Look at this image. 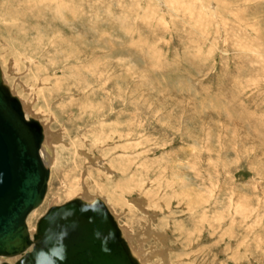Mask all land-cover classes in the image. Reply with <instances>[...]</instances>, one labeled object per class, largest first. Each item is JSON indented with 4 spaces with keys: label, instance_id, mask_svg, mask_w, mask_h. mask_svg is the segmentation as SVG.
<instances>
[{
    "label": "rangeland",
    "instance_id": "1",
    "mask_svg": "<svg viewBox=\"0 0 264 264\" xmlns=\"http://www.w3.org/2000/svg\"><path fill=\"white\" fill-rule=\"evenodd\" d=\"M41 1L0 0V62L4 67L5 82L23 104L31 107L30 113L38 122L49 124L40 117L41 113L47 112L46 108H51L57 117L43 114L47 120L52 117L49 129L56 140L53 146L59 150L60 164L55 168L54 163L48 165L51 171L49 190L42 205L32 214L35 220L28 221L31 231L36 230L33 228L49 208L70 201L71 192L79 181L83 180L85 184H80L82 191L75 194L76 197L86 194V187L90 194L98 197H102L94 192L98 187L114 188L112 181L117 179L103 176L104 172L100 166H94L93 160H104L110 167L108 163L115 160L112 158L117 157V153L105 155L102 148L94 147L91 151V148L83 147L89 160L80 153L81 149L76 153L71 147L81 129L77 125L70 126L69 119L71 115L75 118V112L91 102L105 105V114L110 119L106 123L116 127L119 122L121 125L138 123L137 139L142 142L138 150L143 154L140 162L155 163L153 177L149 176L151 182L154 179L156 184L162 179L169 184L172 181L187 183L189 189L211 202L210 207L218 205V214L228 213L237 222L233 237L226 235L221 239L216 235L211 238L210 233H205L201 234L199 243L198 238L191 240L192 243H184L176 224L183 221L187 225L191 213H187L185 204L170 201L171 192L161 189V196L167 198L168 194L169 203L158 201L160 206L153 229L157 227L155 230L167 235V243L156 241L153 236L139 245L144 237L141 222L151 224V220L140 211L120 213L112 207L121 228L125 225L134 235H139L136 239L138 247L151 264H156L155 261L163 264L161 255L165 253L169 258L164 264H264V38H260L264 36V0L250 3L243 0H203V3L188 0V6H173L165 0L169 5L168 12L157 0ZM210 1H215L217 9L209 5ZM16 23L17 28L11 27ZM250 25L256 27L254 32L247 29ZM36 37L48 43L53 39L63 41L60 37L73 39L74 49L85 56V61H90L95 54L108 56V77L125 76L130 69L134 74L126 76L123 83L112 80L106 92L95 83L90 90L78 88L68 70L73 68L75 61L69 64L55 61L50 69V55L57 51L56 44L40 48L44 43L36 41ZM255 44L262 55L245 52V47L254 51ZM84 63L75 65L83 67ZM76 72L79 74L78 70ZM48 80L50 87H44L41 83ZM119 83L121 98H117L115 92ZM57 86L61 92L51 96ZM66 89L72 94L63 95L68 93ZM67 113L70 117H66ZM119 114L123 119H117ZM161 172L165 174H160L162 177ZM144 182L142 184L149 192L158 190L147 180ZM140 194L137 192L132 196L136 199ZM208 214L214 216L211 212ZM170 216L174 217L172 221ZM243 243L246 247L241 249L247 257L239 254L236 259L234 251Z\"/></svg>",
    "mask_w": 264,
    "mask_h": 264
},
{
    "label": "bare ground",
    "instance_id": "2",
    "mask_svg": "<svg viewBox=\"0 0 264 264\" xmlns=\"http://www.w3.org/2000/svg\"><path fill=\"white\" fill-rule=\"evenodd\" d=\"M25 1V0H24ZM31 1V0H30ZM44 1V0H42ZM41 1V2H42ZM146 1V0H145ZM158 3L165 8V11L168 12L167 10V2H165V0H157ZM171 5L173 6H188V4L190 5L189 1L188 0H169ZM243 1H246L247 3H250L252 2L253 0H243ZM260 1V0H259ZM46 2V1H45ZM44 2V3H45ZM53 2V1H52ZM81 2V1H80ZM120 2V1H119ZM186 2V3H185ZM193 2V1H192ZM199 2L203 3V0H199ZM223 2V1H222ZM221 2V3H222ZM255 2V1H254ZM21 3V2H20ZM33 2H31L32 4ZM43 3V2H42ZM48 3V2H46ZM219 3V2H218ZM219 3V4H221ZM23 4V3H22ZM27 4V3H26ZM30 4V5H31ZM57 4V3H56ZM63 4V3H62ZM61 4V5H62ZM70 4V3H69ZM19 5V4H18ZM28 5V4H27ZM42 5V4H41ZM209 5H212L213 9L215 10V8L217 9V7L215 6L216 3L215 1H210L209 2ZM32 6V5H31ZM38 6V5H37ZM53 6V5H52ZM83 6V5H82ZM121 6V5H120ZM203 6V5H202ZM39 8V7H38ZM44 8V7H43ZM42 8V9H43ZM137 8V7H136ZM177 8V7H176ZM33 9V8H32ZM40 9V8H39ZM45 9V8H44ZM172 9V8H171ZM170 9V10H171ZM178 9V8H177ZM259 9V8H258ZM261 9V8H260ZM34 10V9H33ZM71 10V9H70ZM74 10V9H72ZM140 10V9H139ZM221 10V9H219ZM246 10V9H245ZM28 11V10H27ZM41 11V9H40ZM138 11V10H137ZM185 11V10H184ZM218 11V10H217ZM232 11V10H231ZM72 12V11H71ZM133 12V11H132ZM222 12V11H221ZM229 12V11H228ZM63 13H65V11H63ZM74 13V12H73ZM172 13V12H170ZM175 13V12H173ZM242 13V12H241ZM10 14V13H9ZM12 14V12H11ZM14 14V13H13ZM139 14V13H138ZM221 14V13H220ZM259 15V13H258ZM71 16V15H70ZM174 16V15H173ZM221 16V15H220ZM257 16V15H256ZM32 17V16H31ZM235 17V16H234ZM18 18V17H17ZM79 18V17H78ZM240 18V17H239ZM81 19V18H80ZM192 19V18H191ZM238 19V18H237ZM242 19V18H241ZM164 20V19H163ZM219 20V19H218ZM240 20V19H239ZM263 20V19H262ZM130 21V20H129ZM229 21V20H228ZM16 22V21H15ZM144 23V22H143ZM12 24V23H11ZM13 24H14V21H13ZM22 24V23H21ZM60 24V23H59ZM259 24L261 25V21L259 22ZM63 25V24H62ZM146 25V24H145ZM264 25V24H263ZM18 24L16 23L15 25L11 26L13 28H17ZM224 26V25H222ZM241 26V25H240ZM253 26V25H252ZM250 25V27H248L247 29L248 30H256V27H252ZM259 26V25H258ZM35 28V26H34ZM242 28V27H241ZM261 29V28H260ZM148 30V29H147ZM224 30V29H223ZM263 29H261L262 31ZM125 31V30H124ZM253 31V32H254ZM258 31V30H257ZM260 31V33H261ZM130 32V31H129ZM224 32V31H223ZM239 32V31H238ZM245 32V31H244ZM22 33V32H21ZM165 33V32H164ZM225 33V32H224ZM259 34V36H261ZM10 34V33H9ZM131 34V33H130ZM17 35V34H16ZM15 35V36H16ZM132 35V34H131ZM129 35V36H131ZM263 35V34H262ZM110 36V35H108ZM133 36V35H132ZM258 36V37H259ZM240 37V36H239ZM62 39L60 40H63V41H59V42H56L54 41H50L49 43L46 42V40H44L42 38L41 40V37L40 38H37L36 37V41H40L44 43V46H40L41 47H44L43 49H45V47H47L48 45H55L56 44V48H57V51L50 55L51 58H50V61H49V68L51 69V67H54L55 65V61H58L61 62L63 61V63H71V61H75V63H72L74 66L73 68H69V72H70V76L71 78L74 80V83L78 84L77 87L78 88H81L83 89V87L85 89L89 88L90 86L97 84L98 87L100 88L101 91H104L106 92V89L108 90L109 86H110V82L112 80H114L115 82H122L125 81L126 79V76H130V74H134L133 70L130 69L127 74L125 76H123V74H114V76H112L113 78L111 77H108V73L110 72L109 69H110V66L108 65V60L107 57L108 56H102V55H96L91 57V60L90 61H85L84 57L85 56H81L80 54H78V49H74L73 45H74V40L71 39V40H68V39H65L63 37H60ZM260 38H264V36L260 37ZM259 39V38H258ZM261 40V39H259ZM258 40V41H259ZM8 41V40H7ZM14 41V39H13ZM241 41V40H240ZM263 41V40H262ZM10 42V40H9ZM27 42V41H26ZM145 42V41H144ZM13 43V42H11ZM70 43V44H69ZM240 43V42H239ZM1 44V43H0ZM27 44V43H26ZM247 44V43H246ZM31 45V44H29ZM250 46V44H248ZM262 45V44H261ZM33 47V45H31ZM38 46V45H37ZM36 46V47H37ZM108 46V45H107ZM254 46V44H253ZM11 47V46H9ZM30 47V46H29ZM30 47V48H32ZM263 47V46H262ZM8 48V47H7ZM9 49V48H8ZM246 49V50H245ZM245 52L246 53H258L259 52V55L263 54L260 53L261 50L259 51L258 47H257V44H255V47L252 48L254 51H251L249 50L248 47H245ZM251 49V47H250ZM264 49V47H263ZM8 51V50H6ZM12 51V50H11ZM263 51V50H262ZM14 52V51H13ZM33 52V51H32ZM11 53V52H10ZM34 53V52H33ZM40 54V53H39ZM18 55V54H17ZM38 56V55H37ZM264 56V55H263ZM39 57V56H38ZM43 59V58H42ZM48 59V58H47ZM264 61V60H263ZM4 62V60H3ZM6 62V61H5ZM4 62V64H5ZM85 62V63H84ZM123 62V61H122ZM7 63V62H6ZM81 63H84L83 64V67H78L77 65L75 64H81ZM45 64V63H44ZM85 64H87V66H84ZM264 64V63H263ZM70 66V65H69ZM260 66V65H259ZM4 68V67H3ZM2 66H1V62H0V69L2 71V77H3V82L4 84L7 86V83L5 82V78H4V72H3V69ZM14 69V68H13ZM35 70V69H34ZM79 72V74H77V71ZM37 71V70H36ZM39 71V70H38ZM37 71V72H38ZM74 72V74H72ZM60 80V79H59ZM47 82V84H45ZM46 82H40L41 84H44V87H50V84L48 83V81ZM56 83V81H55ZM59 83V82H57ZM126 83V82H125ZM124 83V84H125ZM60 84V83H59ZM58 84V85H59ZM121 83H119V85L116 87L115 89V92H116V97L117 98H121V95L119 94L121 91H122V87L120 86ZM116 85V84H115ZM52 86V85H51ZM60 86V85H59ZM57 86V89L52 91L51 92V96H53L55 93H59L61 92L60 91V87ZM80 86V87H79ZM135 87V86H134ZM98 88V89H99ZM136 88V87H135ZM67 90V89H66ZM65 92H68L69 90H67ZM90 90V88H89ZM118 92H117V91ZM71 91V90H70ZM87 91V90H86ZM93 91V90H92ZM127 92V90H126ZM13 97L17 98V96H15L13 94V92L11 91ZM16 94V93H15ZM72 94V91L71 92H68V93H64L63 95H70ZM77 94V93H76ZM82 94V93H81ZM132 94V93H131ZM92 95V94H91ZM101 95V94H100ZM129 95V94H128ZM53 98V97H52ZM104 98V97H102ZM126 98V97H125ZM20 102L22 100H20L19 98H17ZM74 99V98H73ZM88 99V98H87ZM134 99V98H133ZM133 101V100H132ZM88 102V101H87ZM99 102V101H98ZM26 103V102H25ZM21 105H22V108H23V111H24V114H25V117L27 120H36L37 117H33L32 114L30 113V109L31 107L28 106V104H23L21 102ZM50 105V104H49ZM80 105V103H79ZM149 105V104H148ZM99 106V108L97 107ZM111 106V104H110ZM50 107V106H49ZM111 108V107H110ZM105 105L104 104H98V105H95L94 103H91L89 102V104L87 106H85L84 108H81V110H77L75 112V118H72V115L71 114H68L66 117H70L69 119V122L68 124L71 126V125H77L79 127V129H81L80 132H78L76 135L78 138H75L73 139V144H72V148L76 149L74 150L76 153L78 152L79 149H81V154L84 155V157L86 158L88 156L89 160H90V156L89 155H86L87 151L85 150H82L83 147L85 148H91V151H93L92 149H94V147L96 148H102V151L105 152V155H111L112 153H117V157H113L112 159H115L113 161H109V166L107 165L106 161L104 160H101V162H99L98 158H95L93 161H95V164L94 166H100V169L104 172L102 173L103 176H109L110 178L109 179H117V181H112L113 185H114V188L113 190H106L108 189L107 185H106V189H104L103 187H98L96 191L94 192H97V193H100L102 197H98L96 194H90V192H88V189L87 187L84 189V193L86 194H83L82 197H76L75 194H77L79 191H82L80 186H83V185H80L82 184L83 180L79 181L78 183V186L74 187L75 189H73V193L71 192V194L73 195V197H71L70 201H73V200H81L82 202L84 203H87L89 205H94V204H97V203H103L106 208L109 210V212L111 213V215L114 217L115 219V222L121 232V236L123 237V239L125 240V242L127 243L131 253L133 254L134 258L139 262V264H142L140 263L143 262V263H146V264H151L148 259L146 258V256L143 255V253L141 252V249L138 247V244L139 245H142V242L143 240H150L151 238H153L154 236V240L156 241H160V242H165L164 243H167L166 239L168 238L167 235H162L163 233L161 232H158L159 230L155 228L153 229V224L154 226L155 225V221L153 222V220H155L158 216L157 214V209L160 205H158V201L160 200V202H163L164 204L168 205L167 203H169V198H168V194H166V197L165 198V195L163 197V195L161 196V189H165V191L168 193V192H171L173 194V196H169L171 197L170 201H175L177 202L178 204L180 205H184V208L185 210L187 211V213H191L190 214V220H189V223L186 225L184 224L183 221H180L178 224H176V229L180 232L179 236L180 238L182 239V241L184 243H192L190 242L191 240L193 239H197L198 238V243H199V239H200V236L201 234H205V233H210L211 234V238H213L214 236L218 235L221 239H223V237H226V235H229V237H231L233 235V229L234 227H236V224L237 222L233 221V219L231 218V216H229L228 214L226 216V214L224 216H222L221 214H218V210L216 211L218 205H212L210 207V204L211 202H208L206 200H203V196H199V194H197L198 192H194V189H189L188 188V184L187 183H184V182H179V183H176L174 181H172V183H165V180H162L160 179L159 182H156V184L153 182L150 181V178L149 176H152L153 177V170H155L154 166H155V163L151 162V161H148L145 160L143 163L140 162V157L143 156L142 153H140V150H138V148L140 149V146H141V141L137 139V131H138V128H137V124L135 123H122L121 125V122L117 123L118 126H114L112 124H109V123H106L107 120H110L109 117L105 114ZM133 109V108H132ZM47 112L45 111V113H41L42 116L40 115V117H43L45 119V121H47L49 124L52 122V117L50 120H47L46 119V116L44 117L43 114H51L53 115V117L55 119H57V117L52 113V110L51 108H46ZM110 110V109H109ZM149 110V109H148ZM159 110V109H157ZM138 111V110H136ZM140 111V110H139ZM111 112V111H110ZM38 114V113H37ZM86 114V116H84ZM108 114V112H107ZM156 114V113H155ZM36 115V114H35ZM83 115V116H82ZM156 117V116H155ZM122 116L119 114L117 116V119H121ZM39 119V118H38ZM123 119V118H122ZM71 120V121H70ZM113 120V119H112ZM37 121V120H36ZM41 121V120H40ZM40 123V125L42 126L43 128V132H44V141L42 143V146H41V149H40V156H41V159L43 161V164L45 166V168L47 170H49V180H48V190H49V183L51 181V171L50 169L48 168V165H52L53 163V168H55V166L57 167L58 164H60V161L58 162V158L59 157V150L57 149L56 150V147L55 145L53 146L54 142L56 143V140H54L52 137H53V134L51 133L50 129H49V124H44V123ZM57 121V120H55ZM54 121V122H55ZM94 121H97L96 125H91ZM116 122V121H115ZM132 122V120H131ZM135 122V121H134ZM115 124V123H114ZM121 127L120 130L118 127ZM212 127V126H211ZM141 128V127H140ZM71 131V130H70ZM56 135V133H55ZM145 135V134H144ZM143 135V136H144ZM140 136V135H139ZM142 138V137H141ZM53 140V141H52ZM90 141V143H89ZM80 142H82V144H80ZM147 142V141H146ZM148 143V142H147ZM144 144V143H143ZM92 145V147L90 146ZM82 147V148H81ZM98 148V149H99ZM58 152V153H57ZM57 153V154H56ZM88 154V153H87ZM209 157V156H208ZM92 159V158H91ZM54 161V162H53ZM92 161V160H91ZM222 163V162H221ZM158 164V163H157ZM52 168V169H53ZM110 168H113V171L110 169ZM166 169V168H165ZM165 169H163L165 171ZM196 169V168H195ZM199 170V169H198ZM155 172V171H154ZM179 172V171H178ZM107 174V175H105ZM165 175L163 174V172L159 173V175ZM175 174V173H174ZM93 175V174H92ZM160 175V177H162ZM143 177H146V178H143ZM120 178V180H118ZM83 179V178H82ZM105 179V177H104ZM144 179L145 181L147 180V182H149L151 184V187L153 188H156L155 190L157 191H152V192H149L147 189L144 188L143 184L142 183H145L144 182ZM165 179V178H164ZM143 180V182H142ZM72 181V180H71ZM71 183V182H70ZM83 184H85L83 182ZM103 184V183H102ZM147 184V183H146ZM71 185V184H70ZM112 185V186H113ZM73 186V185H72ZM103 186V185H102ZM109 186H111L109 184ZM85 187V186H84ZM149 187V186H148ZM71 188V187H68V189ZM83 188V187H82ZM112 188V187H111ZM194 188V187H193ZM71 189V190H72ZM202 189V188H201ZM226 189V188H225ZM48 190H47V193H48ZM70 190V189H69ZM189 190V191H188ZM137 192H141L140 195H137L138 197L136 199H134L132 196L133 193H136ZM204 192V190H203ZM142 195V196H141ZM47 196V194H46ZM45 196V198H46ZM212 196V195H211ZM214 196V195H213ZM207 198V197H205ZM212 198V197H211ZM154 199V200H153ZM45 200V199H44ZM217 200V199H215ZM68 201V202H70ZM146 201V203H145ZM180 201V202H179ZM67 202V203H68ZM218 202V201H217ZM263 202V201H262ZM47 203V202H46ZM230 203V202H229ZM228 203V205L230 206V204ZM52 204V203H51ZM42 205V204H41ZM40 205V206H41ZM146 205L147 208H144V206ZM170 205V204H169ZM39 206V207H40ZM57 206H60V205H53L51 208L53 207H57ZM220 206V205H219ZM224 206V205H223ZM226 206V205H225ZM224 206V207H225ZM229 206H228V209H229ZM45 207V206H44ZM116 207L118 209V211L121 212H124V210H129L128 212H132L133 213V210H136L137 212H142L144 214V216L148 217L150 220H151V224H146V223H143V221L141 222V224H143L141 227L143 228V231L141 233L143 237V239L140 240V243L137 244L136 242V239L139 235H134L132 233V230L131 232L128 230V227L127 226H120L119 222H117V218L115 217V215L113 214L116 213L115 210H113V208ZM165 207V206H164ZM49 208L48 211L51 209ZM167 208V207H166ZM170 208V207H169ZM215 208V209H214ZM236 208V207H235ZM241 208V207H240ZM44 209V208H43ZM42 209V210H43ZM215 211H214V210ZM37 209L33 210L27 217V220H26V225H27V228H28V232H29V236H30V239L32 241V244L31 246H29L27 248V250L23 253V254H20L18 256H15V257H0V260H2V262L0 264H17L20 260H22L28 253L32 252L33 250V247H34V236L36 235L37 233V225H36V228H33V229H36L34 232L31 231L32 228H30L29 226V223L28 221H34L35 220V216L33 217V213L35 211H37ZM154 210V212H153ZM163 210V209H162ZM220 210V209H219ZM238 210V208L236 209ZM47 211V212H48ZM221 211V210H220ZM234 211V210H232ZM43 212V211H42ZM211 212V215H214L213 217L210 216L208 213ZM239 212V211H238ZM127 213V212H126ZM168 213V212H167ZM166 213V214H167ZM186 213V212H185ZM221 213V212H220ZM140 214V213H139ZM160 214V213H159ZM231 214V212H230ZM35 215V214H34ZM41 215V214H40ZM129 215V214H128ZM133 215V214H132ZM187 215V214H185ZM233 215V214H232ZM249 215V214H248ZM32 216V217H31ZM39 216V215H38ZM45 216V215H44ZM43 216V217H44ZM130 216V215H129ZM184 216V215H183ZM131 218L133 216H130ZM130 217H129V220H130ZM135 217V216H134ZM140 217V216H139ZM146 217V218H147ZM171 217V218H170ZM169 219H171L170 221H172V216H170ZM245 217V215L243 216ZM31 218V219H30ZM144 218V217H143ZM162 218V216H161ZM217 218V219H215ZM38 219V218H37ZM41 219V218H40ZM168 219V217H167ZM166 219V220H167ZM177 219V218H176ZM246 218H244L245 220ZM132 220V219H131ZM197 220V222L195 221ZM242 219H240L241 221ZM243 220V222H244ZM147 219L144 221L146 222ZM163 221V220H162ZM170 221H167V225H170ZM39 222V220H38ZM140 222V221H139ZM149 222V221H148ZM147 222V223H148ZM31 223V222H30ZM131 223V222H130ZM172 223V222H171ZM163 224V223H161ZM160 224V225H161ZM166 224V223H165ZM174 224V223H173ZM34 225V224H33ZM128 225V224H127ZM132 225V224H131ZM248 225V224H247ZM163 226V225H162ZM175 226V225H173ZM242 226V225H241ZM240 226V228H241ZM130 227V226H129ZM161 227V226H160ZM169 227V226H168ZM203 227V229H202ZM246 227V226H245ZM201 228V229H200ZM249 228V227H247ZM251 228V227H250ZM155 232H154V231ZM249 231V230H248ZM154 232V233H153ZM212 232V233H211ZM166 233V231H165ZM139 234V233H138ZM154 234V235H153ZM246 234V233H245ZM235 235V233H234ZM141 236V237H142ZM205 236V235H204ZM140 237V238H141ZM203 237V236H202ZM201 237V238H202ZM207 237V236H206ZM233 237V236H232ZM129 241H128V240ZM242 239V238H241ZM139 240V239H138ZM212 241V239H211ZM243 242V241H242ZM146 243V242H145ZM197 243V244H198ZM213 243V242H212ZM241 243V242H240ZM144 244V243H143ZM156 244V243H155ZM217 244V243H216ZM246 243H243L241 246H239L238 250L237 251H234V255L236 257V259H238V256L239 254H241V256L243 257V255H245V257H247V254L245 251H243V249H241L243 246L244 248L246 247L245 246ZM145 245V244H144ZM205 246V245H204ZM208 246V245H207ZM141 247V246H140ZM217 247V245L215 246ZM153 248V247H152ZM203 249V246L201 245V247ZM213 248V247H212ZM248 248V247H247ZM188 249V248H187ZM205 249V247H204ZM241 250V251H240ZM247 250V249H245ZM151 251V250H150ZM204 251V250H202ZM144 252V251H143ZM233 252V251H232ZM240 252V253H239ZM250 252V251H249ZM146 253V252H145ZM165 253V252H164ZM230 253V252H229ZM149 254V253H148ZM157 254V252H156ZM163 254V253H162ZM166 254V253H165ZM165 254L161 255V258H163V260H161V262L164 264L166 263L165 261L168 260L167 257ZM151 255V254H149ZM158 255V254H157ZM168 255V254H167ZM231 255V254H230ZM159 257V256H158ZM181 258H183V256H180ZM240 257V256H239ZM241 257V258H242ZM149 258V257H148ZM169 258V257H168ZM244 258V257H243ZM165 259V260H164ZM180 259V258H179ZM178 259V260H179ZM235 259V258H234ZM140 260V261H139ZM181 260V259H180ZM242 260V259H241ZM252 261V260H251ZM155 263L157 264V262L155 261ZM249 263V262H248ZM182 264V263H181ZM189 264H192L191 262ZM237 264V263H236Z\"/></svg>",
    "mask_w": 264,
    "mask_h": 264
},
{
    "label": "water",
    "instance_id": "3",
    "mask_svg": "<svg viewBox=\"0 0 264 264\" xmlns=\"http://www.w3.org/2000/svg\"><path fill=\"white\" fill-rule=\"evenodd\" d=\"M43 141L42 126L26 119L0 69V257L23 254L32 244L26 220L48 190ZM34 240L17 264H139L103 203L73 200L51 208Z\"/></svg>",
    "mask_w": 264,
    "mask_h": 264
}]
</instances>
